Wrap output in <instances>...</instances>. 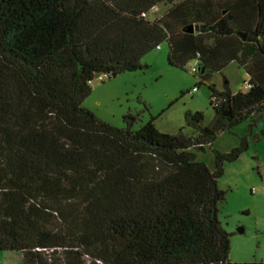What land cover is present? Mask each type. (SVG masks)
<instances>
[{"label":"trees","instance_id":"trees-1","mask_svg":"<svg viewBox=\"0 0 264 264\" xmlns=\"http://www.w3.org/2000/svg\"><path fill=\"white\" fill-rule=\"evenodd\" d=\"M164 42L171 66L205 68L199 85L235 62L248 89L209 86L215 118L188 114L192 136L155 119L135 129L131 114L115 128L82 107L97 75L142 70ZM263 114L264 0H0V252L22 264H264L231 262L219 219L218 180L247 138L211 149L214 170L190 152L244 122L252 134Z\"/></svg>","mask_w":264,"mask_h":264},{"label":"rangeland","instance_id":"rangeland-1","mask_svg":"<svg viewBox=\"0 0 264 264\" xmlns=\"http://www.w3.org/2000/svg\"><path fill=\"white\" fill-rule=\"evenodd\" d=\"M165 10L163 4L159 5L149 13V19L156 20ZM169 50L168 42H164L160 50L148 53L141 60L145 67L142 70L123 72L109 80L108 76L97 75L82 107L115 128H125L124 117L131 114L136 117L135 129L155 119L154 125L161 133L174 135L182 130L192 136L194 130L186 121L188 114L202 113L204 126L215 118L209 86L218 92H224L227 86L232 94L246 90L244 82H248L249 75L237 63H230L199 85V73L192 71L195 62H190L184 70L173 67L167 59ZM194 88H197L195 93ZM248 125L249 122H244L231 132L219 134L205 151L190 150L214 170L211 149L227 153L240 144L242 137L249 142L248 150L236 162L226 164L224 175L218 180L219 188L227 193L219 219L231 234L229 258L233 263L264 262V136L261 135L264 114L252 134ZM256 134L260 140L255 139ZM0 264H22V254L0 252Z\"/></svg>","mask_w":264,"mask_h":264},{"label":"water","instance_id":"water-1","mask_svg":"<svg viewBox=\"0 0 264 264\" xmlns=\"http://www.w3.org/2000/svg\"><path fill=\"white\" fill-rule=\"evenodd\" d=\"M199 31H200V26H199V25H197V26H195V27L190 26V27L187 29V32H188V33H191V34H193L194 32H199ZM242 36H243V39H244V41H245V40H246V35H242ZM198 68L200 69V71H201L202 74L205 73V68H201L200 66H199ZM240 233H243V230L240 231Z\"/></svg>","mask_w":264,"mask_h":264},{"label":"built area","instance_id":"built-area-1","mask_svg":"<svg viewBox=\"0 0 264 264\" xmlns=\"http://www.w3.org/2000/svg\"><path fill=\"white\" fill-rule=\"evenodd\" d=\"M144 17H146V15L144 14L143 15ZM159 50H160V47L158 48ZM192 71H193V73H195L196 71H197V67L196 66H194L193 68H192ZM102 76H107V75H102ZM101 80H102V78H100ZM248 87H249V84H248V82H246V83H244V88L247 90L248 89ZM197 91V88H194L193 90H192V92L193 93H195Z\"/></svg>","mask_w":264,"mask_h":264},{"label":"crops","instance_id":"crops-1","mask_svg":"<svg viewBox=\"0 0 264 264\" xmlns=\"http://www.w3.org/2000/svg\"><path fill=\"white\" fill-rule=\"evenodd\" d=\"M182 1H184V0H178V2L180 3V2H182ZM164 5V4H163ZM165 6V8H166V10H165V12H164V14L166 13V11H167V9H168V7L166 6V5H164ZM158 7V6H157ZM156 7V8H157ZM164 14H162L160 17H162ZM160 17H158L157 19H159ZM195 65L196 66H198V64L195 62ZM248 81H249V79H248ZM244 83H246V82H244ZM227 84V83H226ZM246 91V90H245Z\"/></svg>","mask_w":264,"mask_h":264}]
</instances>
